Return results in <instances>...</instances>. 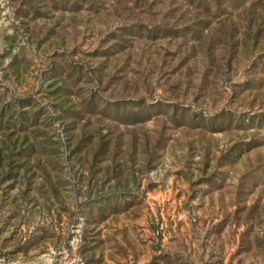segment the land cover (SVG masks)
<instances>
[{
  "label": "rangeland",
  "instance_id": "374dc122",
  "mask_svg": "<svg viewBox=\"0 0 264 264\" xmlns=\"http://www.w3.org/2000/svg\"><path fill=\"white\" fill-rule=\"evenodd\" d=\"M0 264H264V0H0Z\"/></svg>",
  "mask_w": 264,
  "mask_h": 264
}]
</instances>
